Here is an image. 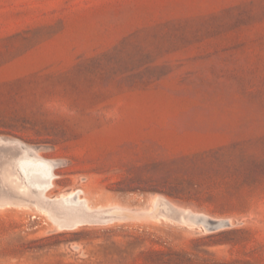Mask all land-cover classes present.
<instances>
[{"label":"rangeland","instance_id":"374dc122","mask_svg":"<svg viewBox=\"0 0 264 264\" xmlns=\"http://www.w3.org/2000/svg\"><path fill=\"white\" fill-rule=\"evenodd\" d=\"M0 264H264V0H0Z\"/></svg>","mask_w":264,"mask_h":264},{"label":"bare ground","instance_id":"6f19581e","mask_svg":"<svg viewBox=\"0 0 264 264\" xmlns=\"http://www.w3.org/2000/svg\"><path fill=\"white\" fill-rule=\"evenodd\" d=\"M32 152H34V150H32ZM53 165H55L53 162L50 163L49 161L39 159L37 156L25 155L24 158L20 161V166L23 170H27L28 168L33 167L39 171V182L37 186L41 194L53 184V179L55 176ZM79 192L80 190L69 193L68 195L62 197V199L69 204H78L77 197Z\"/></svg>","mask_w":264,"mask_h":264},{"label":"water","instance_id":"95a60500","mask_svg":"<svg viewBox=\"0 0 264 264\" xmlns=\"http://www.w3.org/2000/svg\"><path fill=\"white\" fill-rule=\"evenodd\" d=\"M220 225V223H214V226H219Z\"/></svg>","mask_w":264,"mask_h":264}]
</instances>
